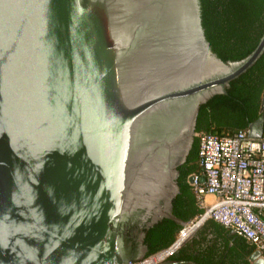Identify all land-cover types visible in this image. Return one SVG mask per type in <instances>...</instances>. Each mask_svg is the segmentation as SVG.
<instances>
[{
	"label": "water",
	"instance_id": "95a60500",
	"mask_svg": "<svg viewBox=\"0 0 264 264\" xmlns=\"http://www.w3.org/2000/svg\"><path fill=\"white\" fill-rule=\"evenodd\" d=\"M263 53L224 61L206 0H0V264L146 260L147 230L186 224L201 106Z\"/></svg>",
	"mask_w": 264,
	"mask_h": 264
},
{
	"label": "trees",
	"instance_id": "16d2710c",
	"mask_svg": "<svg viewBox=\"0 0 264 264\" xmlns=\"http://www.w3.org/2000/svg\"><path fill=\"white\" fill-rule=\"evenodd\" d=\"M206 4L212 38L224 61L240 60L258 46L264 35V0H206ZM263 95L264 53L249 70L230 83L226 94H219L201 106L196 132L230 135L250 129L262 116ZM199 146L196 136L187 161L179 167L180 193L173 202V214L184 223L202 213L190 183V177L202 171ZM182 228V224L165 218L147 230L146 257L169 248ZM182 249L184 253L191 251L190 259L201 264H253L250 257L257 247L210 219Z\"/></svg>",
	"mask_w": 264,
	"mask_h": 264
},
{
	"label": "built area",
	"instance_id": "2783aa9c",
	"mask_svg": "<svg viewBox=\"0 0 264 264\" xmlns=\"http://www.w3.org/2000/svg\"><path fill=\"white\" fill-rule=\"evenodd\" d=\"M249 132H196L202 171L192 175L190 183L202 213L185 224L175 242L194 229L189 241L200 226L213 219L248 239L264 255V109L261 136L252 137ZM209 195L214 197L211 202ZM164 252L168 250L160 253Z\"/></svg>",
	"mask_w": 264,
	"mask_h": 264
},
{
	"label": "flooded vegetation",
	"instance_id": "af4514ba",
	"mask_svg": "<svg viewBox=\"0 0 264 264\" xmlns=\"http://www.w3.org/2000/svg\"><path fill=\"white\" fill-rule=\"evenodd\" d=\"M176 223L178 224H181L179 223L178 221H176ZM187 240V238L183 241H181L179 244H183L185 241ZM179 244H177L176 246H178ZM183 249L181 248L180 251L176 254L174 253L170 258L169 260H172V261H175L177 263H173V264H201V263H198L197 261H195L194 259H190L191 256V251L187 252V253H184V252H181ZM163 258L160 259V260H163L164 257L167 256V252H164L162 254H160ZM177 257L181 258V259H178ZM156 261H159L158 259L155 260Z\"/></svg>",
	"mask_w": 264,
	"mask_h": 264
},
{
	"label": "bare ground",
	"instance_id": "6f19581e",
	"mask_svg": "<svg viewBox=\"0 0 264 264\" xmlns=\"http://www.w3.org/2000/svg\"><path fill=\"white\" fill-rule=\"evenodd\" d=\"M193 231H194V229L191 230V231H189V233L184 234V235L180 238V241L178 242V244H179L181 241L185 240L188 236H190V235L192 234ZM160 254H162V253H160ZM160 254H158L157 256H154L155 259H152V260H150L149 262H145V263H141V264H155V263H156L155 260L158 259V260L160 261V259L163 258Z\"/></svg>",
	"mask_w": 264,
	"mask_h": 264
},
{
	"label": "rangeland",
	"instance_id": "374dc122",
	"mask_svg": "<svg viewBox=\"0 0 264 264\" xmlns=\"http://www.w3.org/2000/svg\"><path fill=\"white\" fill-rule=\"evenodd\" d=\"M185 226V224L183 225V227ZM160 254V253H159ZM153 256V255H152ZM155 256H157V255H155ZM151 256H149L146 260H144V261H142V263H145V262H149L150 260H152V259H155V257L153 256V257H151ZM150 258V259H149ZM161 261V260H160ZM160 261H156V263H158V262H160ZM155 263V264H156Z\"/></svg>",
	"mask_w": 264,
	"mask_h": 264
},
{
	"label": "crops",
	"instance_id": "0c3cea01",
	"mask_svg": "<svg viewBox=\"0 0 264 264\" xmlns=\"http://www.w3.org/2000/svg\"><path fill=\"white\" fill-rule=\"evenodd\" d=\"M213 199H214L213 196H211V195L207 196V201H208V202H211Z\"/></svg>",
	"mask_w": 264,
	"mask_h": 264
}]
</instances>
